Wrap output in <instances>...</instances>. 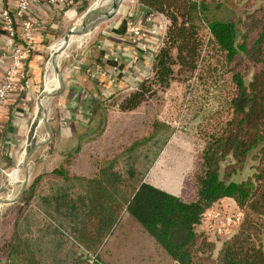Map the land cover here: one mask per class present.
Here are the masks:
<instances>
[{"label":"trees","instance_id":"trees-1","mask_svg":"<svg viewBox=\"0 0 264 264\" xmlns=\"http://www.w3.org/2000/svg\"><path fill=\"white\" fill-rule=\"evenodd\" d=\"M89 1L73 0L62 12L75 5L85 10ZM135 3V12L103 27L98 37L113 33L111 38L118 39L113 26L125 28L132 16L143 17L147 27L149 17L158 21L164 16V36L143 28L152 56L148 68L137 61V69L147 75L120 76L115 70L101 78L94 64L99 50L93 60L82 62L96 85H105L108 77L109 88L94 107L81 106L87 89L71 88L65 109L84 131L70 125L71 116L62 119L56 129L57 164L35 175L11 206L10 217L5 214L13 228L0 233V264H264V0ZM39 9L45 12L47 6ZM51 16L46 33L52 36L42 41L46 45L61 33L58 15ZM134 46L141 53L140 45ZM220 70L226 74L228 118L205 133V147L184 193L160 188L143 173L125 172L121 157L168 134V119L177 117L197 86L214 96L206 76ZM68 73L73 79L72 69ZM131 85L139 87L121 96ZM24 91L22 96L35 103L41 86ZM118 100L122 113L112 116ZM15 166L11 161L5 173ZM246 170L251 173L235 180ZM224 198L244 216L215 252V243L198 225L206 210Z\"/></svg>","mask_w":264,"mask_h":264},{"label":"rangeland","instance_id":"rangeland-1","mask_svg":"<svg viewBox=\"0 0 264 264\" xmlns=\"http://www.w3.org/2000/svg\"><path fill=\"white\" fill-rule=\"evenodd\" d=\"M106 1L107 0H90L87 9L77 11L76 6L75 8L70 9L64 19L61 20L60 36H58V38L47 47L44 53L45 60L41 64L42 69L40 75L41 91L37 99L38 102L36 101L35 104L36 118L30 128L28 141L25 142L16 158L17 165L15 168L20 161L19 171L14 170L11 174L9 173L10 176L9 174L7 175L6 184L3 183L5 184V189L0 191V199H15L20 193L22 185L26 184L27 188V186L31 184V181L34 180L35 175L43 170L50 169L57 164L59 153L57 150L56 129L60 117L62 118L64 115V108L61 100L64 92V85L65 87L67 85L68 70L76 65V61L85 46L98 36V32H100L103 27L112 24L123 16H126L129 12L137 10L138 7L136 6L135 0H121V9H119V12L112 18L101 22L98 31L96 32L95 30L96 33L94 36L87 32L85 37L80 38L82 40L80 45L72 44L63 53L58 72L63 80V86L60 90L56 92L54 91V94H51L53 97L44 98L45 100H50L43 105L41 104V101L43 96H45L43 93L46 90V73L50 67L52 59L54 58L51 59L50 56L52 57L56 54V51L63 40L62 37L69 29L79 26L81 21L85 19L87 13L95 4H98L101 7ZM231 8V3H228L226 7L227 14H230ZM159 18L167 26V20L164 16L159 15ZM165 32L166 30L163 32L162 36H164ZM150 70L151 69H149L148 72ZM145 75L147 74L143 73V76H139V78L143 79L145 78ZM213 76L214 77L207 75L206 81L210 84L208 86L212 89L211 92L214 96L207 95L202 86H197V90L193 93L188 103L184 104L181 112L176 115L177 117L174 119H168V134L163 137L159 136L154 138L142 148L139 147L132 151V153L126 152L125 155L121 157V167L125 172L143 173L144 179L148 182L166 187L171 192L179 195L184 193L187 188V181L194 173L200 154L205 147L207 140L205 138V133H213L218 122L228 118L226 104V95L228 91L225 81L226 74L220 70L219 73H214ZM216 79L219 82H217ZM58 87L59 83L53 89H58ZM137 87L139 86L131 85L121 93V96L135 90ZM154 87L158 88L156 85ZM222 89H224L223 92ZM120 104L121 100H118V106L113 109L112 116H117L119 113V115H121L122 111ZM49 130L52 134L49 133ZM32 149H34L35 152L27 157ZM250 173V170H246L243 174L237 175L234 178L235 180H240ZM19 200L20 199H18V201ZM14 203L0 206V233H9L13 228V220L5 219L10 217L9 210ZM219 203L221 205H217V207L223 213H235L241 215L240 222L235 226L231 233L233 234L242 222L244 213L239 208H236L233 200L227 199L226 201H219ZM6 213H8V215L4 219ZM5 222H8L6 227H4V225H6ZM204 233L210 241L215 243V252L219 250L224 240L231 235L220 236L213 231H208V233L204 231Z\"/></svg>","mask_w":264,"mask_h":264},{"label":"crops","instance_id":"crops-1","mask_svg":"<svg viewBox=\"0 0 264 264\" xmlns=\"http://www.w3.org/2000/svg\"><path fill=\"white\" fill-rule=\"evenodd\" d=\"M9 2V6H14L15 0H10ZM136 16H132L128 19V21L134 19L136 20L140 28L145 29L147 26H144L142 23L144 18L141 16ZM126 17L127 16H123L115 22L119 23L121 21H124ZM56 20L58 19H55V22H58ZM52 21H54V19L51 16L48 20H45L43 27L35 32L36 47L35 50L32 52L30 59L26 65V70L29 73L32 87L35 84H40L41 86V64L45 60L44 53L48 47V45H46V43H43L42 41L44 38L52 36L50 32L46 33L48 30V24H50ZM59 24L61 26V21ZM99 25L97 26V28H95L96 32L98 31ZM148 27L150 28L151 25H148ZM112 29L113 32L117 33L118 39H115L114 37L111 38V35H113V33H110L109 36L104 35L105 33H102V36L100 35V37H104L103 39L97 36L92 42H90L93 44L89 43L85 46L78 60L76 61V65L72 67V72L74 74L73 79H70V73L67 74V85L66 87L64 85V92L61 100L64 108V115L62 116V118L60 117L58 126L60 125L62 119L67 118L69 116H71V118L74 120V116L72 117L69 111H66L67 109H65V105L67 102L66 98L68 93L71 92V88L80 87L83 89H87V93L89 94L88 99L86 100V102H81V106H84V103L85 105H89L90 103L89 106L91 107L96 106L97 100L103 99V97L100 96L101 91L105 90V92H107V89L109 88V86L107 85L109 84L108 77L105 78V85H102L99 82L96 85L93 79L90 78V72L88 71V69H86L84 65H82V62L86 59L89 60L91 58L93 60L92 57L96 50L101 51L100 58H98L94 62V64H96V69L100 68L101 78H103V76H109L110 74H114L115 67L118 68L117 71L119 72L118 74L120 76L125 75V73L128 74L129 72H131V74H135V76L138 77L143 76V73L140 72L139 69H137V67H139L137 63L140 61L142 62L143 66H146L147 68L150 65L149 57L142 55V53H137L136 47L127 39V24L125 28L113 26ZM95 30L91 32L90 35L94 36L96 33ZM5 41V33L2 29H0V49L6 48ZM3 74V67L0 66V82L3 79ZM100 77L98 79H100ZM21 92H15L11 94L7 100L6 105L0 111V191L5 189V182L7 179V174L5 173L4 168L7 167L11 163V161L13 163L16 162L18 152L23 148L25 142L28 141L30 128L36 118V102L33 103L32 97H23V94ZM37 99L38 97L36 98V101L38 102ZM70 125L75 126L76 130L78 129L79 133H82L84 131L82 130V127L79 125V123L75 120L72 121ZM60 132L61 137L63 139H67L69 137L68 134L63 132L61 129ZM7 138L10 142L9 147L5 145ZM19 165L20 161L18 163V166ZM4 176H6L5 181H3ZM158 187L170 191L166 187ZM174 194L179 195L177 193ZM227 199L228 198H224L221 201H226ZM217 205L220 206L221 204L218 203ZM198 228L201 229V224L198 225Z\"/></svg>","mask_w":264,"mask_h":264},{"label":"built area","instance_id":"built-area-1","mask_svg":"<svg viewBox=\"0 0 264 264\" xmlns=\"http://www.w3.org/2000/svg\"><path fill=\"white\" fill-rule=\"evenodd\" d=\"M9 1L0 0V29L4 31L6 38V48L0 49V66L4 71L0 82V111L11 94L24 91L31 86L26 65L36 47L35 32L43 27L45 20L51 17L52 12L57 14L58 21H61L70 9L76 7L75 5L62 12V9L71 4L73 0H15L14 6H9ZM43 5L47 6L45 12L39 9ZM158 19L156 21L152 17L148 18L152 22L151 27L148 28L152 35H162L166 30V24L160 18ZM147 35L138 26L136 20L132 19L127 22V39L133 45H140L142 55L151 57ZM157 46H160V42ZM115 70L118 68L115 67ZM112 81L114 82V79ZM16 168L6 174H11ZM240 220V214L223 213L216 206L206 210L200 224L201 229L207 233L213 231L217 235L228 236Z\"/></svg>","mask_w":264,"mask_h":264},{"label":"bare ground","instance_id":"bare-ground-1","mask_svg":"<svg viewBox=\"0 0 264 264\" xmlns=\"http://www.w3.org/2000/svg\"><path fill=\"white\" fill-rule=\"evenodd\" d=\"M112 2V0H107L103 6H99L98 4H95L87 13L86 17L84 20L81 21L80 25L75 27V28H71L72 31L76 32L77 30H80V28H82V25L87 21L89 22L87 24V32L91 33L95 30V28H97V26L100 24L99 22L97 23L96 21H98L99 19V13L106 8L108 5H110V3ZM93 19V20H92ZM81 37H79L78 34H76L75 36H72L69 38V40L64 43V41L62 40L59 48L56 51V54L54 56V58L52 59V62L50 64V67L46 73V78H45V85H46V90L43 93L45 96H43L41 104L44 105V103H48L50 99L45 100L46 97L51 98L53 97L51 94H54V91H58L62 88V83L63 80L62 78L59 76L58 72H59V67H60V60L63 56V53L72 45V44H76V45H80L82 40L80 39ZM75 45V46H76ZM80 47V46H78ZM53 48V46H52ZM51 48V49H52ZM47 70V69H46ZM59 83V87L58 89L56 88L55 90L53 89L57 84ZM45 98V99H44ZM49 107V105H48ZM45 108V107H44ZM45 115V114H44ZM43 115V116H44ZM48 115V114H47ZM46 138V137H45ZM49 140V139H48ZM40 142V141H39ZM36 145V144H35ZM37 146V145H36ZM19 167L18 166L15 170L19 171ZM13 172V171H12ZM11 172V173H12ZM24 185H22L23 187ZM0 201H9L7 199H2Z\"/></svg>","mask_w":264,"mask_h":264},{"label":"water","instance_id":"water-1","mask_svg":"<svg viewBox=\"0 0 264 264\" xmlns=\"http://www.w3.org/2000/svg\"><path fill=\"white\" fill-rule=\"evenodd\" d=\"M121 0H112V2L110 3V5H108L106 8H104L100 13H99V19L98 21H96L97 23H101L103 21H106L110 18H112L115 14H117L119 12V9H121ZM93 20V19H92ZM88 21V20H87ZM85 22L82 25V28H80V30H77L76 32L72 31L71 29H69L64 36L62 37L64 43H66L70 37L75 36L76 34L79 35V37L83 38L86 36L87 34V24L89 22ZM89 30V29H88ZM55 55H53L51 57V59L54 57ZM49 133H51V131L49 130ZM52 134V133H51ZM33 152H35L34 149L31 150V152L28 154L27 157H29V155H31ZM27 159V158H26ZM26 189V184H24V186L22 187L20 193L18 194V196L13 199V200H9V201H0V206L2 205H7V204H12L16 201H18V199H20L24 193Z\"/></svg>","mask_w":264,"mask_h":264}]
</instances>
